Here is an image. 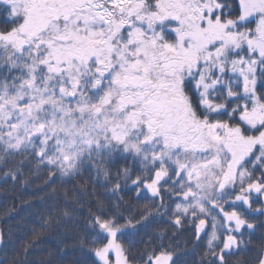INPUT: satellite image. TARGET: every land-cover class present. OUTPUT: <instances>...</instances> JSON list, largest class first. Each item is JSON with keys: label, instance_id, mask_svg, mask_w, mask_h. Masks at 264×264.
<instances>
[{"label": "snow or ice", "instance_id": "6c2138e0", "mask_svg": "<svg viewBox=\"0 0 264 264\" xmlns=\"http://www.w3.org/2000/svg\"><path fill=\"white\" fill-rule=\"evenodd\" d=\"M0 165L57 264H264V0H0Z\"/></svg>", "mask_w": 264, "mask_h": 264}, {"label": "trees", "instance_id": "16d2710c", "mask_svg": "<svg viewBox=\"0 0 264 264\" xmlns=\"http://www.w3.org/2000/svg\"><path fill=\"white\" fill-rule=\"evenodd\" d=\"M3 166L0 165V234L4 242L0 244V264H21L24 250L28 248L29 264H41V261L57 264L58 253L70 252L71 238L64 235L55 224L49 226V217L54 204L63 203L64 193L72 192L71 184L59 181L49 186L46 173L25 169L24 175L17 181L5 183ZM82 195H100L102 190ZM143 208V203L140 205ZM260 233H257V240ZM64 241L69 242L65 246ZM31 246V247H29ZM72 256L64 258L65 264Z\"/></svg>", "mask_w": 264, "mask_h": 264}, {"label": "rangeland", "instance_id": "374dc122", "mask_svg": "<svg viewBox=\"0 0 264 264\" xmlns=\"http://www.w3.org/2000/svg\"><path fill=\"white\" fill-rule=\"evenodd\" d=\"M1 244V243H0Z\"/></svg>", "mask_w": 264, "mask_h": 264}]
</instances>
